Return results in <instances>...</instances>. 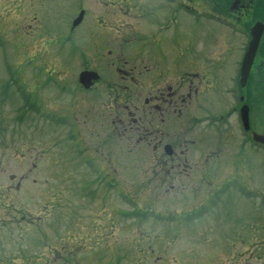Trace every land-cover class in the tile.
<instances>
[{
    "label": "flooded vegetation",
    "instance_id": "obj_1",
    "mask_svg": "<svg viewBox=\"0 0 264 264\" xmlns=\"http://www.w3.org/2000/svg\"><path fill=\"white\" fill-rule=\"evenodd\" d=\"M132 1V13L137 15L129 13L127 0H90L93 13L118 11V17L112 23L115 32L110 33L114 39L103 38V21L96 19L99 31L92 33V40L89 31L86 40V44L92 45L93 51L89 52L92 58L101 53L102 44L120 49L108 50L112 57L107 56L98 64L106 65L108 61L109 74H100L92 85L79 89L77 93H56L52 96L54 106H48L43 93H37L38 106L52 112L56 129L52 138L39 143L67 148L66 160L50 158L52 170L45 173L50 174L53 185L36 186L34 192L29 193L27 189L30 187L20 186L29 171L25 170L18 175L15 185H2L0 189L8 194L22 189L21 194L25 197L45 190L47 198L54 200L40 206L38 202L35 219L27 218L26 224L30 226L43 225L44 219H49L39 232L40 236L44 231L51 232L52 239L58 232L69 238L77 233L84 240L94 242L127 239L124 230L130 232V237L132 234L137 236L138 201L143 200L142 203L146 204L150 202L145 200H166L161 202V212L167 216L178 211L181 216L177 230L178 237L184 242L181 250L184 256L193 251L188 244L209 241L214 247L215 264H264V207L259 204L252 209L250 206L249 173L244 164L242 171L235 172L229 167L230 171L219 172L216 150L203 152L202 129L196 128V118L204 117L206 123H212L217 134L212 135V141H218L220 136L213 112L205 108L206 114L194 115L201 113L194 110L204 108L197 104L198 93H203L198 87L205 71L187 66L183 49L172 59L162 58L163 50L167 49L159 31L164 18L159 14L149 17L147 6L140 4L139 0ZM222 1L207 11H198L197 7L201 5L190 0H178V7L197 15L223 12L222 15L230 17L234 8L237 12L242 10L243 16L247 15L251 3L242 0V4L239 0L234 7L236 1L233 4L232 0ZM224 1L228 7L219 10V7H225ZM112 6L115 9L107 8ZM122 14L148 20L151 35H154V26L159 29L156 33L160 35L151 37L146 49L148 58L140 57L144 47L128 50L126 55H132L129 59L123 55L119 40L127 43L130 38L123 37V34L118 36L121 31L118 19ZM187 44L193 45V40H185L183 47L186 48ZM261 50L264 55L263 43ZM95 66L82 64L79 71L93 70ZM217 146L218 143L214 148ZM39 155L41 157L43 153ZM229 162L231 168L234 167V159ZM38 163H33L36 172L41 170L38 171ZM64 172L66 176H63ZM15 175L7 172L9 179H14ZM62 177L67 178L66 182H59ZM170 197L175 200L170 202ZM225 197L227 200H221ZM239 198L247 200L248 205L241 207ZM124 200L130 206L125 212ZM78 235L71 241L78 240ZM186 261L187 258L184 264Z\"/></svg>",
    "mask_w": 264,
    "mask_h": 264
},
{
    "label": "rangeland",
    "instance_id": "obj_2",
    "mask_svg": "<svg viewBox=\"0 0 264 264\" xmlns=\"http://www.w3.org/2000/svg\"><path fill=\"white\" fill-rule=\"evenodd\" d=\"M202 1H206L204 6L210 8H214V6L223 2L222 0ZM80 2L81 0H28V3L33 5L35 3L41 5V10L37 13V18L33 19L32 17L31 19L32 12H30V15L28 16V19H31L33 23L36 22V24L39 23V17L43 20V26L34 29V33L42 36V38L40 40H34L35 34L30 35V33L27 32L26 35V33H20L18 26L15 25L16 18L18 17L12 10L14 9V5L16 7L15 10H17L19 0H0V23H2V25H0V98L3 99V101L16 102L18 100L19 102L21 96L18 94L13 96L12 93L27 95L30 88L33 93H43L42 97L44 102L47 101L48 106H54V101H52L53 95H56V93H72L74 91L73 86L75 84V73L77 71L78 63L85 61H77L76 59L87 58L82 47L86 45L88 32L95 28V25L92 24V20L89 21L90 16L87 15L83 25L81 24L80 28L76 29L75 38L67 40L66 28L69 25V18L77 12L79 7H81ZM139 2L148 7L150 5L149 0H139ZM224 4L225 7H219V10L222 9L224 11V9L228 7V4L225 3V1ZM157 9L156 6H151L148 9V16L155 17L158 13ZM235 9L236 8H234L235 12H232L233 10L231 11L232 14L230 15V18L235 17L237 21L239 20L240 23L242 22L243 24H250L254 20L252 16L244 17L242 15V10L241 12H237ZM39 12H41V16H39ZM16 13L22 17V14L18 12V10ZM164 13L166 16L164 19V24L166 26V32L164 31L165 39H167L166 34L169 38L189 35L188 38L184 37L178 42L180 43L179 47L184 49L183 45L185 44V40H188L189 38L195 43H198V39L207 38L203 43L200 42L198 45H193L188 48V51H190L199 46L201 47L199 51L195 52V56L191 55V53L188 57L185 56L187 61L188 58L197 60L198 63L196 66L194 65V68H201L205 71L204 76L207 75L206 77H201V86L198 87L199 92L203 93H198L199 100L197 105L198 107L204 106V108L194 110L201 111V113L196 112L194 115L206 114L205 108L213 113H220L227 110L226 106L231 105V99H234L232 98L231 93H225L224 88L231 86L228 76L232 75L233 63L238 54L237 46L240 45L242 38H236L234 34L230 33L226 28L221 27L220 25H215L212 22H206L201 18L187 14L182 10L177 11L176 14L178 19H174L173 23L169 16L171 13L170 10L167 9ZM222 13L223 12H220L219 15L227 16L222 15ZM130 20L133 23L138 24L139 28L145 27L139 18H134L131 15ZM30 28L31 27L27 26V30ZM215 30L217 31L215 32ZM211 32L215 33L211 34L210 37ZM132 33L133 32H130V34ZM27 37L31 38L27 39ZM93 37L94 35L92 34L91 40ZM166 41L167 40H165V42ZM166 47L167 49L165 50V54H162V58L172 59L178 54L172 50V47H168L167 45ZM89 48H92L91 43ZM252 53H254L255 56L248 73L245 75L246 80L242 92L245 91L247 96L256 94V99L255 95H252L251 99L255 100L254 103L259 107L254 108L253 104L250 103V123L252 122L254 129L264 132V83L261 84L262 81L264 82V78L262 75L263 72L260 74L255 72L257 67L255 65L258 62L256 61V58L259 56L258 49H253ZM184 55L185 50L183 56ZM105 58L106 57H103L101 60L95 61L93 64L98 68L99 62H103ZM98 59L99 56H96L93 60ZM211 61L212 63H209ZM107 63L108 61H106V64ZM259 63L260 67L264 70V64H261L260 60ZM260 67L257 69L259 70ZM99 69L102 74L110 73L109 68L106 70L104 67H99ZM71 73H73L72 77H70ZM35 74L37 75V78H34ZM258 78L261 80H258ZM2 93H4V95H2ZM18 102L3 105L0 104V130L5 131L4 136L0 131V186L4 184L15 185L16 181L19 179L18 175L22 174L25 170H29L27 172L26 180L22 181L20 184L23 187H30L27 189L30 193L34 191L33 187L37 186V188H39L40 185L45 186L43 185L44 174L46 171L50 172V170H52L50 158L66 160V155L64 151H58L59 146H47L39 143L40 140H48L52 134L51 132H45L42 134V132L37 130L38 125L43 124L45 125L44 128L51 131L53 122L47 124L41 118L36 116L37 108L35 109L31 106V109L27 110L21 102ZM19 106L22 107L21 111L24 112L22 119L25 121L21 126V130L18 122V114H16V111L21 109L18 108ZM232 110L235 112H230L228 117L225 115V118H227L225 122L218 121L216 123L220 132L219 140L216 142L212 141V135H217L211 126L212 123L209 121L206 123L204 117L196 118L195 121L197 125L196 128L199 127L202 129L204 154L210 153L217 143L218 147L223 143L226 146H221L223 149L222 154H219L218 157H223L219 160L221 164L220 168H218L219 172L230 171L228 169L229 167L231 168L229 155H235L236 159L242 160L241 153L245 150L244 147L240 146L241 136L237 134V126L234 121L237 111L235 108H232ZM47 116V114L43 115L44 120ZM49 119H51V116ZM203 127H205L204 130ZM247 150L249 152L247 151V154L243 156V161L251 164V169L254 170L253 177H260V182H264V153L261 151L253 152L248 147ZM41 153H43V155L40 157L39 154ZM21 156H24L23 159H26L27 161L22 160ZM46 156L49 157L45 158ZM7 159H9V161H7ZM33 163H38V171L39 168L41 169L39 172H35L36 169L33 168ZM55 165L57 164L55 163ZM4 171L6 172L4 173ZM9 171L17 174L14 179H7V172ZM3 174H5V178L3 177ZM62 174L63 176L67 175L66 172ZM49 175L50 174L48 173V177ZM240 178L241 181H243V177ZM66 180V177H62L59 182H66ZM52 183V179L48 178L47 185L51 186ZM63 184L65 183H62V185ZM34 194V196L25 197V195H17L11 191L9 194L8 192L4 193V191L0 189V264H39V262L44 261H47V264H69V257L67 259L64 258L65 255L70 254L69 252L67 254L66 252L63 253L62 250L61 252L52 251V244L50 243L49 246V241H46L49 239L39 235V232L44 227L43 225L39 223L38 225H31L28 227L29 225L24 226V222L20 221L24 210L36 211L38 202L40 206L42 203L54 201L51 198H47L48 193L46 194L45 190ZM2 195L3 197H1ZM5 195H7L8 198H5ZM174 200V198L170 197V202H173ZM221 200L225 201L227 199L225 197ZM257 200L258 199H256V202ZM162 201L166 202L164 200ZM31 202L34 203L31 204ZM157 202L158 207L161 209V201ZM238 203L241 207L248 205L247 200L244 198H239ZM13 207H16V211L20 213L18 218H16L18 214L15 215L12 213L11 208ZM123 208L126 210L127 206L123 205ZM152 209L155 210L157 208L154 207ZM136 212V221L140 226H144L141 230L146 233L148 238H150H144L142 240L140 238L143 235L140 233L138 255H135V249H132V245H134V234L130 237V232L124 230L127 239L118 240V238H114V240L111 241V246L108 247L105 243H102V248L89 253L86 259H81L80 261H82L83 264H184V257L179 254V251L181 250V242L179 241L180 238L178 237V234L177 236H172L171 233L167 232L178 231L177 223L180 221L181 216L179 214H173L168 221H165L164 218L166 217L144 214L139 208ZM30 219L33 220L35 218L32 216ZM188 222L190 223L191 221L189 220ZM151 223H153L151 229L161 231V227L164 228L165 235L157 234L155 236L153 230L149 229V224ZM17 224H19L18 227L14 226ZM125 227L129 228V226ZM76 235L78 234L75 233V236ZM170 235L172 236V239L168 237ZM74 237H68L66 242L68 243L70 239ZM78 237L80 240H84L82 236L78 235ZM210 238L211 237H209V239ZM85 242L86 244L82 242L83 246H89L93 243L91 240H85ZM122 244L125 245L121 252L123 257H119L118 252ZM59 245L68 248L64 241H61ZM74 246L78 248L77 245ZM188 248L191 247L188 246ZM193 248L207 250L199 254L197 260L201 261L200 264H214L212 259L214 250H212V245L210 243L204 244L203 241H201ZM81 249L82 247L79 250L74 248L72 249V252L77 256ZM109 249H112V251ZM49 251L51 253H49ZM89 251H92V249H86L85 253ZM85 253H81L80 257L86 255ZM41 254H44L46 257L43 258V261L39 258ZM114 257L117 258L114 259ZM75 263H77V259H75Z\"/></svg>",
    "mask_w": 264,
    "mask_h": 264
},
{
    "label": "water",
    "instance_id": "obj_3",
    "mask_svg": "<svg viewBox=\"0 0 264 264\" xmlns=\"http://www.w3.org/2000/svg\"><path fill=\"white\" fill-rule=\"evenodd\" d=\"M260 28L261 27H259V29ZM256 39H257V37H256ZM254 46H255V44L251 45V52L253 51ZM251 58H252V55L246 57V61H245L244 65L242 66V76L243 77L247 74V72H248V70L250 68V64H251V61H252ZM96 78H97L96 75L88 74V73H85V72H82L79 75L80 83H82L86 87L90 84L91 80H95ZM241 81H242V84H243L244 83V79L242 78ZM242 115H243V117L245 119V122H246V120H247L246 112L244 111V114L242 113ZM254 138H256L257 140H260V141H264V137L263 136L261 137V136L255 135Z\"/></svg>",
    "mask_w": 264,
    "mask_h": 264
}]
</instances>
